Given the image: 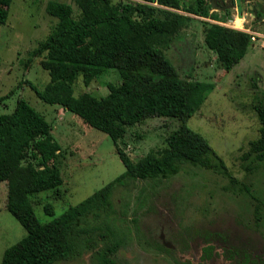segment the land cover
Wrapping results in <instances>:
<instances>
[{
    "label": "trees",
    "instance_id": "16d2710c",
    "mask_svg": "<svg viewBox=\"0 0 264 264\" xmlns=\"http://www.w3.org/2000/svg\"><path fill=\"white\" fill-rule=\"evenodd\" d=\"M13 1L0 0V24L7 23ZM73 2L80 11L78 16L69 3L47 4L46 12L57 24L33 57L42 58L40 65L49 73L50 82L36 94L44 103L57 105L108 135L126 170L58 217L47 205L45 213L53 220L41 223L31 198L63 184L56 165L60 144L53 136L52 124L24 100L13 113L0 115V183L7 185V210L27 231L25 238L4 252L2 264H56L76 261L88 253L92 254L91 264H118L120 251L129 245L133 234H139V212L132 210L130 199L139 191L136 200L141 202L140 183L169 179L186 164L236 180L209 142L186 125L214 86L179 78L165 50L180 29L194 20L184 13L213 21L205 22L204 39L228 72L251 48V35L221 24L231 14L221 10L223 19L212 13L209 0L191 5L183 0ZM259 7L257 0L250 12L264 20ZM109 70L119 73L121 83L108 84L106 96L91 92L74 95L79 77L89 87ZM256 112L260 137L250 142V153L244 157L254 163L264 161V103L256 106ZM151 118L179 119L182 124L166 138L164 149L134 162L119 143L128 128ZM149 244L160 251H172L162 243ZM228 254L239 264H264V259L247 253L235 259H231L232 250Z\"/></svg>",
    "mask_w": 264,
    "mask_h": 264
},
{
    "label": "rangeland",
    "instance_id": "374dc122",
    "mask_svg": "<svg viewBox=\"0 0 264 264\" xmlns=\"http://www.w3.org/2000/svg\"><path fill=\"white\" fill-rule=\"evenodd\" d=\"M50 1L69 3L75 16L80 13L73 0H14L7 23L0 24V115L13 113L18 102L24 100L52 124L53 136L60 144L56 165L63 184L31 198L41 223L53 220L45 213L47 205L58 217L126 170L108 135L59 106L44 103L36 94L50 82L49 73L40 65L42 58L33 57L39 43L57 24L46 12ZM183 1L191 5L196 0ZM228 12L230 19L221 24H236L237 9ZM212 13L225 19L220 0ZM184 14L194 20L180 29L165 53L179 78L214 86L186 125L209 142L236 180L233 183L223 174L186 164L169 179L140 183L141 202L136 200L139 189L130 199L132 210L139 212V234H133L129 245L120 251L118 264H239L228 258L229 250L231 259L245 253L264 259V161L254 163L244 158L250 153V142L260 137L256 106L264 103V20L243 9L245 20L234 29L260 36L256 41L251 39L246 56L228 72L204 39L205 22L213 21ZM110 83H121L116 70L105 72L89 87L79 77L74 95L91 92L104 97ZM181 124L173 118L147 119L128 128L119 147L138 162L151 151L164 149L166 138ZM7 193L6 183H0V264L4 252L27 235L6 208ZM148 242L162 243L172 251H160ZM209 246L215 249L205 251ZM91 257L88 253L76 261L56 264H91Z\"/></svg>",
    "mask_w": 264,
    "mask_h": 264
},
{
    "label": "flooded vegetation",
    "instance_id": "af4514ba",
    "mask_svg": "<svg viewBox=\"0 0 264 264\" xmlns=\"http://www.w3.org/2000/svg\"><path fill=\"white\" fill-rule=\"evenodd\" d=\"M222 1H223L222 3L220 2V9L222 11L227 12V11H230V9H237L238 7H242V3L245 0H240V3H237V0H222ZM249 6H253V12H254L255 4L253 5L251 0H248L246 9L249 10ZM243 9L244 8L242 7V10Z\"/></svg>",
    "mask_w": 264,
    "mask_h": 264
},
{
    "label": "water",
    "instance_id": "95a60500",
    "mask_svg": "<svg viewBox=\"0 0 264 264\" xmlns=\"http://www.w3.org/2000/svg\"><path fill=\"white\" fill-rule=\"evenodd\" d=\"M216 1H217V0H214L213 8H216ZM220 2L222 3L223 1L220 0ZM247 2H248V0H245V1L242 3V7H243V8H246V6H247ZM237 3H240V0H237ZM258 3H259V6H260L259 9H260L261 11H264V0H258ZM242 7H238V8H237L238 16H239L240 18H243V10H242ZM249 11H253V6H249Z\"/></svg>",
    "mask_w": 264,
    "mask_h": 264
},
{
    "label": "built area",
    "instance_id": "2783aa9c",
    "mask_svg": "<svg viewBox=\"0 0 264 264\" xmlns=\"http://www.w3.org/2000/svg\"><path fill=\"white\" fill-rule=\"evenodd\" d=\"M243 19L245 20V18H243ZM229 24L230 25H228V26L231 27V28H235V26H236V24L232 23L231 21H230ZM233 24H234V26H232ZM225 26H226V24H225ZM245 32L249 33L251 35V39L254 40V41L257 40V36H260V34L252 32V31L245 30Z\"/></svg>",
    "mask_w": 264,
    "mask_h": 264
},
{
    "label": "bare ground",
    "instance_id": "6f19581e",
    "mask_svg": "<svg viewBox=\"0 0 264 264\" xmlns=\"http://www.w3.org/2000/svg\"><path fill=\"white\" fill-rule=\"evenodd\" d=\"M235 18V17H234ZM236 19V24L237 25H239V24H241L244 20H243V18H240V17H237V18H235Z\"/></svg>",
    "mask_w": 264,
    "mask_h": 264
}]
</instances>
